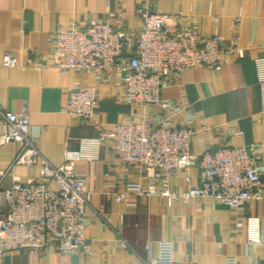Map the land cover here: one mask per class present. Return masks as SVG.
I'll list each match as a JSON object with an SVG mask.
<instances>
[{"label": "crops", "instance_id": "obj_1", "mask_svg": "<svg viewBox=\"0 0 264 264\" xmlns=\"http://www.w3.org/2000/svg\"><path fill=\"white\" fill-rule=\"evenodd\" d=\"M138 2L0 0V105L16 111L27 107L31 133L52 163H62L67 149H79L82 138L96 137L118 122L152 118L159 111L157 105L119 98L116 73L110 83L102 84L94 72L61 70L53 62L54 34L59 25L85 24L92 16L104 19L109 11L123 10L129 33L135 36ZM155 4L162 11H182L185 21L201 33L220 31L226 45L238 31L245 49L243 55L225 54L222 67L215 71L206 66L188 67L163 89V96L180 105L178 119L194 117L193 150L264 143L255 65V57L264 54V0H156ZM7 52L17 55L21 65L4 66ZM79 80L99 89V104L89 122L64 110L68 88ZM19 147V143L0 147V169L12 163ZM75 168L91 191L85 235L92 252L39 255L28 250L9 251L0 257V264H146L157 252L160 238L173 240L174 264H264V241L250 240L248 223L249 216H258L264 228V197L249 200L234 214L227 204L210 198H194L172 207L157 196L138 195L146 178L135 167L121 165L110 140L101 144L98 157L78 159ZM189 173L188 181L181 170L174 183L183 188L196 185L198 167ZM39 176L40 161L18 163L5 184ZM50 184L56 186L53 181ZM120 186L131 191L124 201L115 197ZM237 220L243 225L238 227ZM228 257L237 261L230 262Z\"/></svg>", "mask_w": 264, "mask_h": 264}, {"label": "built area", "instance_id": "obj_2", "mask_svg": "<svg viewBox=\"0 0 264 264\" xmlns=\"http://www.w3.org/2000/svg\"><path fill=\"white\" fill-rule=\"evenodd\" d=\"M155 2L139 0L134 12L139 21L135 36L129 33L125 11H109L104 19L92 16L85 24L59 25L52 52L53 62L61 70L94 72L102 84L110 83L116 73L118 97L133 104L157 105L159 111L152 118L118 122L96 137L82 138L80 148L67 149L64 161L56 165L32 135L27 107L16 111L0 105V147L20 145L12 163L0 169V257L24 250L39 255L92 252L85 235L91 191L75 162L98 157L101 144L108 140L121 165L135 167L146 178L138 195L157 196L172 207L194 198H210L227 204L234 214L249 200L264 197V143L221 145L196 152L192 148L193 115L178 119L180 105L162 95L188 67L206 66L215 71L222 67L225 54L243 55L239 32L234 31L226 45L220 31L201 33L185 21L182 11H162ZM3 65L15 67L21 61L7 52ZM255 65L264 114V54L255 57ZM98 91L96 85L76 81L68 88L64 110L82 122L91 121L99 104ZM38 161L39 177L5 184L15 164ZM194 166L198 167L196 185L183 188L174 183L181 170L189 181ZM114 193L117 201L131 196L122 186ZM248 223L250 240L264 241L260 218L249 216ZM236 225L243 222L237 220ZM151 246L147 244L149 251ZM228 260L235 263L237 258ZM146 264H174L173 240L158 239L157 252Z\"/></svg>", "mask_w": 264, "mask_h": 264}]
</instances>
